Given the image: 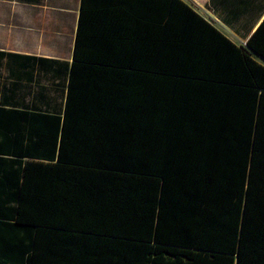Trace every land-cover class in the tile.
I'll return each instance as SVG.
<instances>
[{
  "label": "trees",
  "instance_id": "obj_1",
  "mask_svg": "<svg viewBox=\"0 0 264 264\" xmlns=\"http://www.w3.org/2000/svg\"><path fill=\"white\" fill-rule=\"evenodd\" d=\"M36 117L0 157V264H264V19L238 44L185 0H81Z\"/></svg>",
  "mask_w": 264,
  "mask_h": 264
},
{
  "label": "crops",
  "instance_id": "obj_2",
  "mask_svg": "<svg viewBox=\"0 0 264 264\" xmlns=\"http://www.w3.org/2000/svg\"><path fill=\"white\" fill-rule=\"evenodd\" d=\"M193 5L238 44L264 19V0ZM80 10L81 0H0V157H15L42 132L31 127L44 125L36 115H63Z\"/></svg>",
  "mask_w": 264,
  "mask_h": 264
},
{
  "label": "rangeland",
  "instance_id": "obj_3",
  "mask_svg": "<svg viewBox=\"0 0 264 264\" xmlns=\"http://www.w3.org/2000/svg\"><path fill=\"white\" fill-rule=\"evenodd\" d=\"M192 1V0H191ZM200 0H198V2H199ZM197 3V0H193L192 2H190V3ZM201 3V2H200ZM202 13H204V14H207L206 13V9L204 8V10H200Z\"/></svg>",
  "mask_w": 264,
  "mask_h": 264
}]
</instances>
